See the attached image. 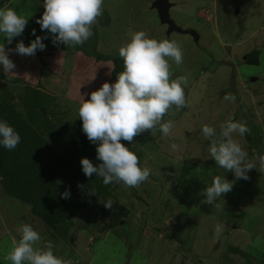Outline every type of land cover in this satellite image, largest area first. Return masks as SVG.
I'll use <instances>...</instances> for the list:
<instances>
[{"label":"rangeland","instance_id":"rangeland-1","mask_svg":"<svg viewBox=\"0 0 264 264\" xmlns=\"http://www.w3.org/2000/svg\"><path fill=\"white\" fill-rule=\"evenodd\" d=\"M154 1L104 0L96 28V51L114 58H120L119 48L129 42L133 31L176 40L182 46L183 63L170 64L173 78L188 77L189 106L179 110L174 106L164 117V122L175 123L171 137H164L157 127L155 135L149 130L132 142L122 141L137 153L140 166L150 169L148 180L136 187L105 185L93 174L89 179L95 194L89 197L95 198L101 189L108 191L107 196H98L92 205L51 227L31 205L9 196L0 174V264H10L4 257L12 238H20L17 229L22 224L39 232L38 247L51 243L54 254L67 264H264V172L257 170L256 161L257 169L248 171V179H237L211 158L210 141L202 133L207 124L216 129L218 138L220 125L228 120L246 123L251 133L242 137L234 133L233 138L249 160L264 155V0H171L175 4L171 17L184 29L197 31V39L168 35L152 8ZM43 4L0 0V8L7 6L28 19L22 35L11 44L0 34V45L16 65V75L6 76L0 64V108L6 114L11 109L22 114L37 131L43 129L59 155L88 158L99 166L97 145L82 130L77 96L67 93L73 50L54 44L53 34L36 23L45 10ZM37 36L44 38L41 54L15 51L20 41L28 46ZM66 51L68 60L59 73L55 64ZM32 90L39 92L42 111L58 128L52 136L42 122L39 127L29 119L40 118V110L34 112L31 105ZM226 95L235 96V101L226 100ZM12 121L17 124L20 119L13 116ZM172 142L181 146L180 151L171 149ZM216 176L232 183L231 191L211 205L202 203V190ZM109 200L129 213L113 229L102 219L103 203ZM217 224L224 225L219 237L214 232Z\"/></svg>","mask_w":264,"mask_h":264},{"label":"clouds","instance_id":"clouds-1","mask_svg":"<svg viewBox=\"0 0 264 264\" xmlns=\"http://www.w3.org/2000/svg\"><path fill=\"white\" fill-rule=\"evenodd\" d=\"M104 0H44V12L36 20L41 30L53 34V43H63L68 47L82 46L94 35L93 26L98 25V18L103 15ZM28 19L7 6L0 8V34L11 44L13 38L21 36ZM32 34L35 35V29ZM37 36L30 45L20 41L15 51L20 55H35L37 49L44 50L45 44ZM123 60V71L117 74L115 83L105 82L89 99L82 96L79 101L78 116L82 120V130L88 139L97 145L99 166L83 158L81 165L84 174H93L103 179L105 185L123 183L126 187H136L148 180L150 169L140 166L136 152L126 147L122 141L132 142L134 137L151 131L155 135L158 127L164 137L172 135L175 123L172 119L164 122L174 106L177 110L188 107L185 87L187 76L173 78L170 61L177 66L183 63L182 46L176 40L150 37L145 31L130 32V40L119 48ZM0 64L6 76L16 75V65L0 45ZM226 100L235 101V96L226 95ZM174 114V113H173ZM217 138L216 129L204 124L202 133L210 141L209 153L216 164L226 171L233 172L237 179H248V171L256 168L259 162L260 172H264V155L255 160L248 159V153L233 138L234 133L241 137L250 134L246 123L228 120L220 125ZM18 132L6 121H0V145L14 150L20 143ZM173 151H180L181 146L170 144ZM232 189V183L216 176L210 186L202 190L205 196L202 203L213 204L222 194ZM93 194H95L93 192ZM64 198L69 193L62 194ZM112 208L111 200L103 203ZM216 206V204H215ZM224 225L217 224L215 235L219 237ZM17 231L20 238L13 237L10 250L4 257L10 264H67L53 252L51 243L38 247L41 236L29 224H22Z\"/></svg>","mask_w":264,"mask_h":264},{"label":"trees","instance_id":"trees-1","mask_svg":"<svg viewBox=\"0 0 264 264\" xmlns=\"http://www.w3.org/2000/svg\"><path fill=\"white\" fill-rule=\"evenodd\" d=\"M97 26H93L94 35L82 46L69 47L73 50L71 52L73 54L69 57L74 55V58L71 62L72 68L70 66L67 93L77 96V102L82 96L89 99L91 92L98 90L103 83H115L117 74L123 71L121 57L114 58L96 51ZM66 54L69 53L66 51L65 55L56 61L55 65L59 73L68 60L65 58ZM251 59L247 60L251 61ZM38 94L37 90H32L31 105L33 111L35 108L40 110V118L31 116L29 119L39 127L42 122L47 126L44 128L48 131L47 135L52 136L57 133L54 131L58 128L49 122L42 111L43 101L42 98H37ZM4 110L0 108V121L6 120L21 137L20 143L14 150H8L0 145V174L4 176V184L9 196L31 205L33 212L51 227L56 226L53 224L56 221L69 219L71 213L76 215L77 209L92 205L98 196L103 198L107 196L108 191L102 192L101 189L95 198H90L89 194L95 187L91 185L90 177L84 174L81 161L75 155H59L44 136L43 129L37 131L32 124L24 120L22 114L17 115L12 109L6 114ZM13 116L20 119L17 124L12 121ZM91 162L96 165L95 161ZM65 192L69 193L68 198L62 196ZM125 215H129L125 206L113 205L112 208H106L103 205L102 219L112 229L120 224Z\"/></svg>","mask_w":264,"mask_h":264},{"label":"water","instance_id":"water-1","mask_svg":"<svg viewBox=\"0 0 264 264\" xmlns=\"http://www.w3.org/2000/svg\"><path fill=\"white\" fill-rule=\"evenodd\" d=\"M44 2V0H41ZM175 7V4L171 0H155L152 4V8L157 11L161 24L167 26V33L171 35L173 33L192 35L195 39L198 38V33L192 29H184L179 26L171 17V9ZM38 54H41L40 49H37Z\"/></svg>","mask_w":264,"mask_h":264},{"label":"flooded vegetation","instance_id":"flooded-vegetation-1","mask_svg":"<svg viewBox=\"0 0 264 264\" xmlns=\"http://www.w3.org/2000/svg\"><path fill=\"white\" fill-rule=\"evenodd\" d=\"M167 27V26H166ZM168 29V28H167Z\"/></svg>","mask_w":264,"mask_h":264},{"label":"crops","instance_id":"crops-1","mask_svg":"<svg viewBox=\"0 0 264 264\" xmlns=\"http://www.w3.org/2000/svg\"><path fill=\"white\" fill-rule=\"evenodd\" d=\"M66 58V57H65Z\"/></svg>","mask_w":264,"mask_h":264}]
</instances>
